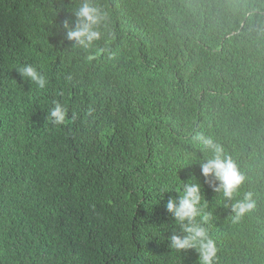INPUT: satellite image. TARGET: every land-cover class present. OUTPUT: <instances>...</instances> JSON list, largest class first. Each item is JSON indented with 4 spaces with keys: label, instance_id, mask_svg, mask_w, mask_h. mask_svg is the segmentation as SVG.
<instances>
[{
    "label": "trees",
    "instance_id": "16d2710c",
    "mask_svg": "<svg viewBox=\"0 0 264 264\" xmlns=\"http://www.w3.org/2000/svg\"><path fill=\"white\" fill-rule=\"evenodd\" d=\"M84 2L0 0V264H202L172 246L191 224L212 264H264V0H88L89 47L67 39ZM198 134L244 177L231 198ZM191 183L180 222L166 206Z\"/></svg>",
    "mask_w": 264,
    "mask_h": 264
},
{
    "label": "clouds",
    "instance_id": "9594fccd",
    "mask_svg": "<svg viewBox=\"0 0 264 264\" xmlns=\"http://www.w3.org/2000/svg\"><path fill=\"white\" fill-rule=\"evenodd\" d=\"M77 17L76 27L67 32V39L74 40L83 47H89L93 41L100 38V32L97 26L103 19V13L100 9L94 7L88 0L79 7L75 13ZM67 28V24L64 25ZM23 77L30 79L39 88H44L46 85L45 77L39 74L36 69L31 66H23L17 69ZM67 110L61 105L56 104L50 112V118H54L55 123L61 124L65 121ZM194 140L212 152L211 158L206 159L200 164L202 175L207 178L212 176L219 182V186L214 189L222 191L223 195L231 198L233 193L242 184L244 177L240 174L233 160L223 153V149L216 144L212 138L206 137L203 134H198ZM251 194H247L243 201L236 203L233 206V211L236 213V219L250 211L255 205L250 202ZM202 199L200 195V186L195 183L184 186L183 192L180 193L178 204L176 201L169 200L167 210L172 213L175 218L180 221L192 222L200 214L198 206L201 205ZM208 217H203L207 221ZM186 233L183 239L172 236V246L177 250H185L197 247L202 264H212L215 256V248L213 242L208 238L205 229L199 225L191 224L184 227Z\"/></svg>",
    "mask_w": 264,
    "mask_h": 264
}]
</instances>
